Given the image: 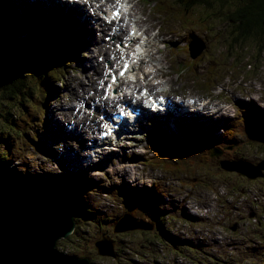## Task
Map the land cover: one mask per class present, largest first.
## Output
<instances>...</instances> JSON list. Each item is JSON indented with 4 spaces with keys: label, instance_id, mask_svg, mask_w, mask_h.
<instances>
[{
    "label": "rangeland",
    "instance_id": "obj_1",
    "mask_svg": "<svg viewBox=\"0 0 264 264\" xmlns=\"http://www.w3.org/2000/svg\"><path fill=\"white\" fill-rule=\"evenodd\" d=\"M8 1L19 5L25 3L23 0ZM136 1L143 5L137 7L139 12H143L142 22L154 29L160 42L158 47L165 63L164 67L160 65V68L167 77L165 86L184 97L197 98L200 93L205 98L218 99L223 105L217 119L219 128L223 127V131L220 132L215 127L209 129L208 124H204L207 127L205 136L211 135V141L208 142L219 150L211 152V147H203L188 136L182 147H177V144L172 147L167 140L161 144L160 151L167 152L170 148V152L173 151L171 155L177 154V157L170 156L165 162L145 165L151 155L143 154L145 142L129 140L126 145H133L132 148L106 153L100 156L99 162L82 168L69 166L74 160L68 154L74 152L73 149L78 152L86 149L80 148L75 137L67 133L70 130V122H59L57 127L55 123H51V119L59 121L60 111H67L70 106L72 109L84 108L77 101H71V96L75 93L72 89L74 80L78 78L76 73L57 67L48 72V79H45L48 83L47 93L44 90L45 97L38 95L40 87L37 85V76L30 73L25 82L30 86L31 92L37 85L36 94L28 96L24 93L21 98H18V95L7 98L3 82L7 71L0 65V114L4 116H0V162L3 166L0 179L19 183L37 192L46 191L52 194L51 198L58 200L59 204L76 210L71 234L56 243L57 252L68 258L87 256L91 258L92 264H264V210L260 212V207L251 208L254 199L264 205V181H261L264 176L263 179L256 180H247L240 176L241 170H251L247 164L256 166L264 162V47L259 49L251 41L241 44L234 41L231 27L224 20L239 0H228L224 6L215 3L211 10L196 9L194 6L191 14L199 18V22L184 30L180 27L178 19L163 20L161 16H157L149 5L154 0ZM26 6L28 7L27 4ZM46 8L57 10L65 18L56 6L49 5ZM187 11L189 8H186ZM13 13L15 19L20 22L16 36L31 37L33 35L30 31L38 33L40 29L39 32H47L51 27H45L46 24L40 22L37 24L36 20L26 13H18L15 7H0V19L8 24H12ZM171 23L177 25L181 31L176 28L175 31ZM60 24L62 32L69 30V33L72 31L69 26H77L75 29L78 36L69 37L72 39L70 45L74 47L71 56L76 58H70L73 69L79 71L78 75L84 81L88 77L96 79L98 76L95 77L89 68L94 65L98 55L93 57L86 52L95 39L90 34V28L79 20ZM192 39H200L206 46L205 52L196 60L187 52V44ZM59 47L57 40L55 48L58 52H63L64 49L59 51ZM43 49L40 48V52ZM148 52L152 54L154 50ZM22 54L24 59L26 52ZM47 55L54 59L49 52L43 53V57H48ZM27 57L31 58L25 59L29 62L39 56L34 54ZM5 59L7 60V57ZM26 61L23 62L24 65H27ZM16 62L21 63L19 60ZM146 67V64L142 65V69ZM26 70L30 69L26 67ZM83 71H87V75L83 76ZM61 72L66 86L56 89L59 82L53 80L52 75ZM98 73L100 71L97 70ZM39 76L44 81L43 74ZM199 87H203L200 92L197 90ZM51 92L61 95H58V98L48 97ZM86 95L91 97L90 92ZM246 99L253 102L249 114L253 113L250 119L253 120L255 128L248 121H244V117L249 115L246 113V106L249 105ZM37 106L40 111L35 109ZM255 115L258 116L257 119ZM36 116L40 118V125ZM28 123L32 124L31 134L34 133L33 125L38 131L39 139L36 142L28 138L30 134H23L30 130ZM224 124L228 128L224 127ZM227 129L232 132L229 136ZM81 131L77 123L75 132L80 134ZM156 131L160 130L157 128ZM168 137L172 139L170 135ZM39 144L45 146L51 154L45 153V149ZM180 149L184 151L183 154L176 152ZM132 153H135V161L129 158ZM139 156H142V159ZM220 162H223L222 170L219 167ZM118 166L135 184L134 189L124 186L122 188L131 192V195L133 193L134 198L137 197L136 201L132 199L136 206L126 205L125 198H131L130 195L119 192L121 177L114 178V170ZM223 166L234 171L228 172ZM16 169L23 171L18 172ZM45 172L51 174L43 175ZM73 173L81 175L85 180L92 179L96 184L93 187L87 184L80 187L79 204L68 196L64 197L58 187L48 186V182L39 183L45 181L44 177H61L66 181L65 174L69 176L68 180H71ZM109 177L113 178L110 184L107 182ZM142 186L152 190L147 192ZM153 193L161 195L162 198ZM141 196L143 200L138 199ZM40 201L46 200L41 198ZM197 202L211 208L209 213L199 217L200 205L194 206ZM144 208H147L148 213ZM189 211H195L197 215L191 216ZM126 217L135 218L132 222H139L143 225V230L114 234L118 222ZM151 220H154L156 227L148 230L147 225ZM133 223L124 227H134ZM104 237L114 241V256L98 252L97 244H100L101 251L102 247L109 245L106 240L103 242ZM152 238L155 241H152Z\"/></svg>",
    "mask_w": 264,
    "mask_h": 264
},
{
    "label": "bare ground",
    "instance_id": "obj_2",
    "mask_svg": "<svg viewBox=\"0 0 264 264\" xmlns=\"http://www.w3.org/2000/svg\"><path fill=\"white\" fill-rule=\"evenodd\" d=\"M175 1L176 0H157V2L159 3V6L161 8L167 6L169 4V2L173 7H176L178 4ZM118 3L121 6H123V7H121V12L119 13L118 20L125 23V25L127 27L133 25V27L129 28L128 31L130 29L135 30V28L137 26L139 28H142L140 30L137 29V32L143 31V33L148 34L147 40L145 41L143 48H145L146 50H149V51L154 50V52L152 54H151V52H149L150 59H148L149 57L146 58V66L148 67V71L150 73L148 75L144 74L141 77L142 81L145 82L148 79V76H150L151 72H152L156 76L157 80H159L160 82H166L167 81L166 74L160 68V65H162L164 67L165 63H164V59H163L164 58L163 54L159 50L160 42L158 40L157 34L153 30H151L144 22H142V19L138 16L137 10L135 8V7L140 8L143 5L138 4L136 0H118ZM22 4L23 5H21V4L19 5L18 3H14V1H8L7 2V0H3L2 2L0 1V7L1 8H5V7L13 8V7H15L16 10H18V13L20 11V13L22 15H24L23 13H25L27 11V6L25 3H22ZM105 7H107L112 13L113 9H114V4L107 2ZM197 9H199V8H197ZM80 13H83L82 9L77 10V14L79 15ZM112 17L116 18V16H113L112 14H110V16L107 19L109 21V23H111L113 21L111 19ZM107 25H108V23H104V24L102 23L101 26H98L96 34L99 36V41H97V40L92 41L93 43L90 44L89 48L86 50V52H88V54H90V55H93V57L98 55V57L94 61V65L92 64L89 68V71H91L95 75V77H96V75L98 76L97 79L88 77L86 79V81H84L82 77H79V75H78L79 71H76L75 69H73L72 62H70L69 60L62 59V58H60L58 60V65L61 67L62 70L69 69V70L73 71L72 73H76L75 76L78 77L74 80L75 85L72 87V89L75 90V93H73V95L71 96L72 102L77 101L78 104H83V103H85V98L88 97L86 95L87 92L88 93L93 92V95L96 96V99L99 102L98 106L101 107V103L103 104L104 102L102 101V99H99L97 97V95H99V93H100L99 88L101 87V85H105V86L108 85V81H104V79L102 77H100L101 72H103V71H106L108 77L110 78L109 88H110L111 92L114 93V95L112 97H109V98H111V100H113L114 98L120 97L122 95H125V94L133 95L132 92L131 93L123 92L125 87H126V83H125L124 79H121L119 81L116 78L112 68L110 67L111 60H110L109 56L114 55L113 48H114V46H117V49H116L117 55L124 62L126 61L128 63L131 60H136L137 57L132 55V54H128L123 47H119V45L115 41L110 40L108 38V35L113 34V32H112L113 28L111 27L110 31L104 32L103 30L107 27ZM171 25L174 28H176L177 30L181 31L180 28L177 25H175L174 23H171ZM90 27L94 28L95 26H92V24H90ZM39 31H40V29H38V32ZM128 31L126 32V30H124V29H117L116 30L119 39H122V38L127 39V43L129 44V46L133 47L134 46V40H132L131 37L128 35ZM47 32H53V30L47 29ZM47 32L41 31L39 33H47ZM34 36H36V38H40L39 35H34ZM161 37H163V36L161 35ZM162 44H163V46L165 45V43H162ZM63 48L64 49H70V46L63 44ZM67 55H71V53L68 52ZM52 56H56V54H54ZM73 59H76V58L73 57ZM159 63H161V64H159ZM24 69H26V67ZM133 69H135V67H133ZM97 70L100 71V73L97 74ZM128 72L131 75L134 74V72H132L131 70H128ZM137 74L138 75L135 76V81L129 82L130 86L134 87V86H136L137 83L138 84L140 83L139 79H140V76L142 75V71L138 72ZM55 75H57V73H55ZM82 75L83 76L87 75V71H83ZM97 80H98V82H96ZM58 81H59V84L56 85V87H57L56 89H59L60 88L59 86H61V84H62L61 76L58 78ZM158 85L160 87L163 86L161 83H158ZM47 87H48V85L45 86V90H47ZM32 90H37V89L34 88ZM141 90L142 89H140V91ZM197 90L200 92L201 90H203V87H199V88H197ZM104 91H105V88H104ZM104 91H103V93H104ZM36 92L37 91H35L34 93L36 94ZM55 92H56V90H55ZM55 92L53 94L51 92L48 95V97L51 96V98H58L59 97L58 95H61V94H57ZM83 92H84V94H83ZM76 94H79V95L77 96ZM38 95L41 97H45V93H44L43 88H42V91L39 92ZM55 96H57V97H55ZM188 99H193V102L196 105L193 108V110L186 109L184 106L183 107L180 106V108L177 111L174 110V111L170 112L169 116L171 118L174 114H176V117L172 118V119L168 116L167 112H164L160 124H158L156 121L153 122L151 119L147 118V116H151V109L150 108H152L153 111H155V110H158L159 107L152 106V107L146 108L143 105L132 106L130 103L126 102L127 109L124 110V116H120L118 118L119 122H118L116 128L113 129L114 134L121 141V143L119 144L120 149L125 150L128 148H132L133 145L124 144L122 141L125 140L127 137L125 138V137H123V135L115 132L116 129H118V130L130 129L131 132L134 133V135H135V139L132 138L131 140H136V142H141V141L145 142V144H144V150L145 151L143 154H146V153L151 154L150 158L147 160L146 163H145V161H143L145 163V165L146 164L149 165L150 163L158 164L160 161L161 162L166 161V158H168V154L171 153L170 152L171 149L168 148L167 152L158 151L157 148L159 147V144L162 141L169 140L170 141L169 144L172 147H173V144H177V147H182L185 145V141H187V136H188V137H191L193 140H196L197 142H199L201 144V146H203V147H205V145L207 146V144H209L208 140L211 141V135L205 136L204 133H206L205 129H207V127H205L204 124L207 123L209 126V129L215 127L217 130L219 129V131H220L219 121L217 122V119L220 117V114L216 109L219 107V105L214 106V104L217 103L218 99L212 97L210 100H207L205 98V96L203 94H200V93L197 95V98H188ZM245 101L249 102V105L246 106V113L249 114L252 111L251 108H252L253 102L251 99H246ZM115 102L119 106H122V104L120 102H118L116 100H115ZM35 109L37 111H40L39 106L35 107ZM101 110L103 111V108H101ZM81 113H85L86 115L84 117H81L79 115ZM145 113H146V115H145ZM130 114H132L133 119L137 118V122H135V123H137V125L126 123V121L132 119ZM70 120H73L74 123H78V129L82 130L80 132V135H79L80 139L88 138L89 140H92L93 131L96 129V126H97V120H96L95 115L92 113L91 109H88V110H85L84 108L72 109V107L70 106L67 109V111H60L59 121H56L54 118H52L51 123L53 125L55 123L56 126L58 127L60 125L59 122L60 123L70 122ZM140 120L144 121L146 125L143 126V129L141 131L134 132V129L136 127L140 126L139 125ZM149 123H153V124L147 125ZM157 128L160 130L159 132L156 131ZM33 131H34V133L31 134L30 137L36 142L39 139V134H38V131L36 130V127L34 125H33ZM231 133L232 132L229 129H227L228 136L231 135ZM169 135L172 139H170L168 137ZM79 145H86L87 149L89 148L88 145L82 141L79 142ZM210 145H213V144L210 143ZM39 146L42 149H45V146H43L41 144H39ZM216 150H218V149L214 148L210 151L216 152ZM118 151H119V148H118L117 152ZM101 155L102 154H99L98 156L88 157L89 153H87L86 159H84V158L80 159L74 152L71 151L68 154V156L72 160H74V162L69 164V166H75L76 168H79V167L82 168V167H85V165L88 163H89L88 165L93 164V163H97L101 160L100 159ZM134 155H135V153H132L129 155L130 160L135 161ZM139 157L142 159V156H139ZM76 163H78V164H76ZM221 163H223V162L219 163V167L222 170ZM262 163H263V167H264V162H262ZM114 174H115L114 178H117L119 176L121 177V180H122V183L120 185L121 187L124 186V187L130 188V189L135 188V184H134L133 180H131L127 176H125V173L120 170L119 166L115 168ZM65 176L68 180L69 176L66 174H65ZM263 176H264V170H262V177H259L258 179H260V178L263 179ZM70 179L72 181L76 182L77 184H80V185L87 184V185H91L92 187L94 185H96L93 181L92 182L87 181L85 183L86 180L81 175H79V176L71 175ZM112 179L113 178H111V177L108 178V181H107L108 184L112 183ZM261 181H264V179ZM53 190H55V189L53 188ZM143 190L148 192L149 189L146 188V186H143ZM55 191H54V193H55ZM147 192H145V193H147ZM206 193H207V191H206ZM196 205H200V207L198 208L199 217H201V216L203 217V215H206L211 210V208L206 207L201 202L194 203V206H196ZM259 207L261 208V209H259L260 212L264 210V205H260L258 203V200L254 199L251 208L257 209ZM192 208H194L193 205H192ZM103 242H105V241H103ZM60 254L63 256L62 253H60ZM63 257H65V256H63Z\"/></svg>",
    "mask_w": 264,
    "mask_h": 264
},
{
    "label": "water",
    "instance_id": "obj_3",
    "mask_svg": "<svg viewBox=\"0 0 264 264\" xmlns=\"http://www.w3.org/2000/svg\"><path fill=\"white\" fill-rule=\"evenodd\" d=\"M203 49L202 42L192 41L189 44L190 57L195 59ZM5 60L0 58V65L8 71ZM248 167L251 170L238 173L250 180L262 177V162ZM51 196L46 191L37 192L19 183L0 179V264H90L88 257L67 259L57 252V241L68 237L73 230L74 212ZM41 198L46 201H40ZM130 223L133 222L129 217L122 218L115 233L144 228L139 222L133 223L134 227H124ZM147 228L152 229L150 225ZM102 240L109 245L106 250L102 247L103 252L97 244L98 252L114 256V241L109 237Z\"/></svg>",
    "mask_w": 264,
    "mask_h": 264
},
{
    "label": "trees",
    "instance_id": "obj_4",
    "mask_svg": "<svg viewBox=\"0 0 264 264\" xmlns=\"http://www.w3.org/2000/svg\"><path fill=\"white\" fill-rule=\"evenodd\" d=\"M227 1L228 0H176L175 2L178 4L176 6L177 9H174L175 7L173 6H165L163 8L157 6V9L160 14H164L166 16L171 15L173 18L178 19L181 26H183V28H187L189 26H193V24H196L199 19L195 15L191 14L194 6L196 9L201 8L211 10L213 9V5L215 3H219L220 5L224 6ZM186 8H189V11L186 12ZM175 10H178V12L174 14ZM11 16L12 24H8L6 21L0 19V58L7 57V61L5 60V63L7 66H9V69L3 78L5 86V90L4 88L3 90L5 91L7 98H11L12 96L17 97V95L18 98H21L25 95L24 93H27V95L35 94L34 92L36 90L31 92L30 86L25 82L26 77L30 75V73L31 75L43 74L44 81L42 78L37 77V85L40 87H38L40 92L42 91V88L43 90L45 89V86H47L45 85V79H48L46 74L55 70L58 63L55 59L50 58L48 55V57H43V53H56L58 51L55 48L56 44L51 41L47 42L44 40V38L28 37L19 39L18 36H16V30L20 22L15 19L14 14H11ZM224 22H227V24L230 25L231 32L234 34V41H236L237 44L251 41L259 49L264 47V0H239V2L234 5V9L230 11L228 16L225 18ZM32 39H34V41ZM40 48H44L42 52H40ZM34 51H37L38 53H35ZM23 52H26L29 55L38 54L39 57L27 62L26 60L22 59ZM27 54L24 58L31 59L27 57ZM18 60L21 61V63L16 62ZM25 61L28 66L23 64ZM25 67L29 68L30 70L28 71L24 69ZM26 71H28V73H26ZM60 76L61 81H64L61 73L52 75V79L57 81ZM0 116L1 118L4 117L1 114ZM27 127L30 128V130L23 134L29 135L31 134L32 124L28 123ZM0 170H3L1 162ZM46 182H48V186L53 185L49 181ZM73 210L76 214V210ZM81 210L86 211L84 208H81ZM75 216L74 222L76 220ZM164 237L166 236L164 235ZM167 237L169 236L167 235ZM152 241L155 240L152 238Z\"/></svg>",
    "mask_w": 264,
    "mask_h": 264
},
{
    "label": "clouds",
    "instance_id": "obj_5",
    "mask_svg": "<svg viewBox=\"0 0 264 264\" xmlns=\"http://www.w3.org/2000/svg\"><path fill=\"white\" fill-rule=\"evenodd\" d=\"M40 77V76H39ZM76 197H79V194H77L76 195ZM72 211H73V209H72ZM73 212H75V211H73ZM74 214V216H75V213H73ZM60 254V253H59ZM63 256H65L64 254H63ZM64 258H67V259H72V258H68V257H64ZM80 258H84V257H79V258H77V259H80ZM89 258V257H88ZM90 264H92V260H91V258H90Z\"/></svg>",
    "mask_w": 264,
    "mask_h": 264
},
{
    "label": "snow or ice",
    "instance_id": "obj_6",
    "mask_svg": "<svg viewBox=\"0 0 264 264\" xmlns=\"http://www.w3.org/2000/svg\"><path fill=\"white\" fill-rule=\"evenodd\" d=\"M115 15V14H114ZM121 74H123V73H121Z\"/></svg>",
    "mask_w": 264,
    "mask_h": 264
}]
</instances>
